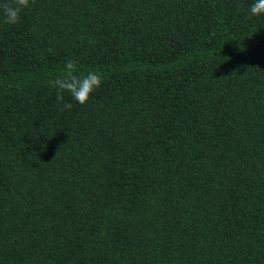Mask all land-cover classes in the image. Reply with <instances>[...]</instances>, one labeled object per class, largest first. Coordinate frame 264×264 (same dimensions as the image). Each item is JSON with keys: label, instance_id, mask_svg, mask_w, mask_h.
Returning <instances> with one entry per match:
<instances>
[{"label": "trees", "instance_id": "16d2710c", "mask_svg": "<svg viewBox=\"0 0 264 264\" xmlns=\"http://www.w3.org/2000/svg\"><path fill=\"white\" fill-rule=\"evenodd\" d=\"M6 0H0L4 3ZM253 0H30L0 15V264H264ZM99 72L84 105L49 81Z\"/></svg>", "mask_w": 264, "mask_h": 264}, {"label": "clouds", "instance_id": "9594fccd", "mask_svg": "<svg viewBox=\"0 0 264 264\" xmlns=\"http://www.w3.org/2000/svg\"><path fill=\"white\" fill-rule=\"evenodd\" d=\"M30 6V0H6L0 3V15L5 23L14 25L20 20V13ZM252 16L264 15V0H253L249 6ZM78 61L69 59L64 66V74L49 81V86L56 89L57 101L63 104V108L71 109V103H64V93L67 92L79 104L88 102L92 93L103 83V76L99 72L89 71L87 74L77 75L79 71Z\"/></svg>", "mask_w": 264, "mask_h": 264}]
</instances>
